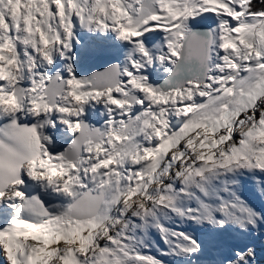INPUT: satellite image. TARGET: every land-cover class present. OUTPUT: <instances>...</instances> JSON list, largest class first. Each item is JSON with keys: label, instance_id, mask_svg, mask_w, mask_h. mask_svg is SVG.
I'll list each match as a JSON object with an SVG mask.
<instances>
[{"label": "snow or ice", "instance_id": "1", "mask_svg": "<svg viewBox=\"0 0 264 264\" xmlns=\"http://www.w3.org/2000/svg\"><path fill=\"white\" fill-rule=\"evenodd\" d=\"M262 230L264 0H0L2 264H264Z\"/></svg>", "mask_w": 264, "mask_h": 264}, {"label": "bare ground", "instance_id": "2", "mask_svg": "<svg viewBox=\"0 0 264 264\" xmlns=\"http://www.w3.org/2000/svg\"><path fill=\"white\" fill-rule=\"evenodd\" d=\"M206 22V21H205ZM208 22V21H207ZM206 22V23H207ZM93 57V56H92ZM92 57H89V58H87V59H85L82 63H81V70L83 71V72H87V63H88V61L92 58ZM245 196L247 197V198H249L252 202H254V203H256L257 204V200H259V199H257L254 195H252V193H251V190H250V188H247L246 189V191H245ZM260 201V200H259ZM260 203H261V201H260ZM257 206H259V205H257ZM262 232H264V230H262ZM199 234V233H198ZM234 239V234H232V233H228V235L223 239L225 242H229V241H231V240H233ZM255 243L258 245V246H262V247H264V234H262V235H260V236H257L256 238H255ZM153 253H155V250H154V252ZM0 264H2V261H0Z\"/></svg>", "mask_w": 264, "mask_h": 264}, {"label": "water", "instance_id": "3", "mask_svg": "<svg viewBox=\"0 0 264 264\" xmlns=\"http://www.w3.org/2000/svg\"><path fill=\"white\" fill-rule=\"evenodd\" d=\"M204 23V22H203ZM208 24L204 23V26L206 27ZM110 59V57L106 55H95L92 59H90L87 63V72L89 73L91 71H98L102 70L104 66H107V62Z\"/></svg>", "mask_w": 264, "mask_h": 264}, {"label": "rangeland", "instance_id": "4", "mask_svg": "<svg viewBox=\"0 0 264 264\" xmlns=\"http://www.w3.org/2000/svg\"><path fill=\"white\" fill-rule=\"evenodd\" d=\"M206 22H207V21H206ZM206 22H205V23H206ZM207 23L209 24V23H210V21H208Z\"/></svg>", "mask_w": 264, "mask_h": 264}]
</instances>
